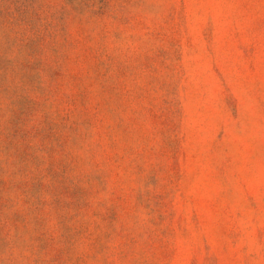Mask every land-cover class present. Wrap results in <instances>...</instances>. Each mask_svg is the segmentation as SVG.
Listing matches in <instances>:
<instances>
[{"label": "rangeland", "instance_id": "1", "mask_svg": "<svg viewBox=\"0 0 264 264\" xmlns=\"http://www.w3.org/2000/svg\"><path fill=\"white\" fill-rule=\"evenodd\" d=\"M0 264H264V0H0Z\"/></svg>", "mask_w": 264, "mask_h": 264}]
</instances>
